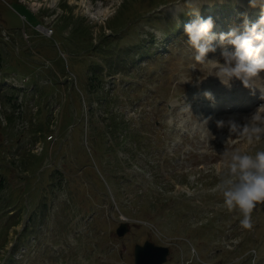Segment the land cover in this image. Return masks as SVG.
Here are the masks:
<instances>
[{"label": "rangeland", "instance_id": "obj_1", "mask_svg": "<svg viewBox=\"0 0 264 264\" xmlns=\"http://www.w3.org/2000/svg\"><path fill=\"white\" fill-rule=\"evenodd\" d=\"M197 13L228 32L259 20L264 0H0L3 81L32 76L37 87L24 107L19 90L0 87V215L24 219L0 225L1 255L23 239L9 264H134L146 240L170 246L163 264H264V201L245 227L218 188L228 154L264 148V137L249 143L217 124L243 125L264 96L241 121L223 114L236 92L202 99L221 81L187 42ZM208 101L216 116L199 110ZM22 107L30 125L19 129Z\"/></svg>", "mask_w": 264, "mask_h": 264}, {"label": "clouds", "instance_id": "obj_2", "mask_svg": "<svg viewBox=\"0 0 264 264\" xmlns=\"http://www.w3.org/2000/svg\"><path fill=\"white\" fill-rule=\"evenodd\" d=\"M214 25L211 16L204 18L198 13L195 19L185 24L187 42L195 51V60L200 63L216 61L215 74L226 86L231 87L233 80L239 79L254 89L253 81L264 79L261 76L264 72V15L252 23L245 18L241 25L228 32L216 33ZM218 46L219 58H210L208 54L215 53ZM206 94L211 96L210 92ZM261 94L264 96V89ZM217 124L229 126L231 132L245 137L249 143L259 141L264 137V104L246 116L243 125L235 118L219 119ZM227 160L218 188L227 207L243 213L240 223L251 227L252 210L256 202L264 201V148L255 152L237 148L228 154Z\"/></svg>", "mask_w": 264, "mask_h": 264}, {"label": "water", "instance_id": "obj_3", "mask_svg": "<svg viewBox=\"0 0 264 264\" xmlns=\"http://www.w3.org/2000/svg\"><path fill=\"white\" fill-rule=\"evenodd\" d=\"M129 230L127 222H123L118 228L119 235H124ZM170 247L159 245L153 241L146 240L143 244L135 246V264H162L167 260Z\"/></svg>", "mask_w": 264, "mask_h": 264}, {"label": "bare ground", "instance_id": "obj_4", "mask_svg": "<svg viewBox=\"0 0 264 264\" xmlns=\"http://www.w3.org/2000/svg\"><path fill=\"white\" fill-rule=\"evenodd\" d=\"M262 77H264V75H262ZM264 84V79H256V80H254L253 81V87H254V89L253 88H250V87H247V86H245L244 84H243V82L241 81V82H239V86L240 87H243L244 89H245V87H247V89H246V95H249L248 94V91H255V94H253L251 97L252 98H249V101L250 102H253L256 98H257V96L259 95V93H257V90H259L260 89V85H263ZM236 85V84H235ZM230 89L232 90V87H230ZM255 89H257V90H255ZM209 91H212V90H209ZM260 91H261V89H260ZM262 92V91H261ZM209 96V95H208ZM208 96L206 97L207 99H209L208 98ZM214 95H211V98L213 97ZM239 97V96H238ZM231 101H233V103H234V108H233V110H230L231 111V113H232V111H233V113H235V114H238L237 116H238V118H241V117H243L244 115H245V110H247V109H249V102H246V101H242V99H238V98H236V99H234V100H231ZM231 102H228V104H230ZM224 111L225 112H228V110H226V109H224Z\"/></svg>", "mask_w": 264, "mask_h": 264}, {"label": "trees", "instance_id": "obj_5", "mask_svg": "<svg viewBox=\"0 0 264 264\" xmlns=\"http://www.w3.org/2000/svg\"><path fill=\"white\" fill-rule=\"evenodd\" d=\"M91 78H92L93 80H97V81L100 80L99 77H96L95 75H91ZM93 86H94L95 89H97V88L95 87V85H93ZM95 89H94V90H95ZM0 186H3V182H0ZM17 223H19V220L14 221V222L11 223L10 225H16Z\"/></svg>", "mask_w": 264, "mask_h": 264}]
</instances>
